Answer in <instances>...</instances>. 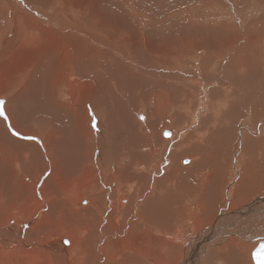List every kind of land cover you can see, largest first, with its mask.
<instances>
[{"label":"bare ground","instance_id":"6f19581e","mask_svg":"<svg viewBox=\"0 0 264 264\" xmlns=\"http://www.w3.org/2000/svg\"><path fill=\"white\" fill-rule=\"evenodd\" d=\"M78 1H66L72 5L64 10H76L63 12L68 21L55 9L45 18L38 14L42 21L35 13H7L10 25H22L14 28L13 37L21 36L16 56L0 64V264H255V249L264 246V240H256V248L250 241L264 222L260 31L251 37L246 32L253 46L231 58L237 84L227 95L223 89L233 84L221 79V71L200 78L209 63L201 60H221L226 47L236 51L240 35L183 58L164 56L184 45L185 34L167 30L159 43L165 47H159L143 27L159 30L167 22L126 29L112 13L115 19L101 18ZM224 2L216 3L220 10L197 2L194 10L236 11L235 3ZM239 10L241 20L247 12ZM189 35L195 46L197 38ZM247 114L252 118H245L241 131L238 123ZM64 118L61 131L53 119ZM233 139L251 140V148L241 147L247 158L242 150L229 161L228 151L239 146ZM66 145L75 151L72 159L61 153ZM187 159L190 164H183Z\"/></svg>","mask_w":264,"mask_h":264},{"label":"rangeland","instance_id":"374dc122","mask_svg":"<svg viewBox=\"0 0 264 264\" xmlns=\"http://www.w3.org/2000/svg\"><path fill=\"white\" fill-rule=\"evenodd\" d=\"M22 2L20 3V0H0V64L2 62H5L7 60H10L12 59L14 56H16L17 54V51H18V43L20 42L21 40V36L19 38H14V33H15V26H21L22 25V22L21 21H18L17 23H12L10 25V23L7 21L6 17H7V13H10V11H15V10H18V11H21L22 13H26V12H30L31 14H33L34 16L36 15V19H39L42 21V17L45 18L44 15L48 16L47 14L48 13H52L53 9L55 10H59L62 12V14H64L63 12L64 11H67V15H71V14H74L76 15V10L75 11H68L67 10H64L65 6L67 5H72V4H67V0H21ZM106 1V2H105ZM132 1V2H131ZM184 1H187V4L188 6H186L184 4ZM195 1V2H194ZM218 1V2H217ZM226 0H121L117 1V0H79V4H83L84 5H89V10L90 11H99L100 12V17L102 18V16H105V17H108V18H111V19H119L120 21L117 22V23H120L122 26H125L126 29H129V25H138V23H141V22H145V24H149V22L151 21L152 23H156L157 25L159 23V28H162V26L164 25V22H167L165 23V26L162 28V29H165L163 31H161L162 29H159L158 30V27H155V29H153L151 26L150 28H145L143 27V29H146V30H149L150 32L148 33H152L153 34H150V40L152 42H154L157 46L159 47H165V46H160L159 43H163L166 41V39L168 38H162V35L165 34V31L167 30H173L174 32L171 33L170 35L171 36H180V35H184L182 36V40L184 42V45L178 49H173V50H170L168 51L164 56H167L169 53H175L178 55V58H183V57H186L187 55H184L186 54V52H188L190 55L193 51L197 50V49H203V50H206L208 49L207 45L210 44V43H214V42H218V43H222L224 41H227L229 39H232L234 38L235 36H239V39H240V47H238L240 50H238V48L236 49L235 51V48L233 49H230L229 47H226L224 50H223V56L221 58V60H219V58L217 56L213 57V61L210 60L209 58V55L205 56L202 60H201V64L204 60H208L209 63L207 65V70L205 71V69L203 68L202 66V73H201V76L200 78H204L205 75L208 73V71L212 70V71H221L220 74H222L221 76V79L222 80H225V81H229L233 84V86L231 88H225L223 89L222 93L223 94H227V95H230L234 92V87L236 86L237 84V76H236V64L231 62V58L233 56H239L241 54V52L243 50H245V48L249 49L253 46V44L250 43H247L248 40L245 39L247 38V36H245L246 32H247V35H250L249 37L255 35L256 33H259L258 31H260L259 34H257V38L258 37H262L264 38V31H262L260 28H258V26L262 27L264 29V0H231L233 2H230V0H228L231 4L232 3H235L232 5V7H236V11L233 13L231 12L229 9H230V6H227V8L223 9V11H218L216 14H214V12L216 11H212L209 15L208 13H204L207 15V17H205V15L201 12H197L198 10H194V5L201 2V4H208L211 6V5H215V7H213L214 9L216 10H220L218 7L220 6V4H223L225 5V2ZM236 1V2H235ZM255 1V2H254ZM50 2H52V4L50 5ZM81 2V3H80ZM116 2V3H115ZM130 2V3H129ZM220 2V3H219ZM72 3V2H71ZM110 3V4H109ZM146 3V5H145ZM171 3V4H170ZM216 3H218V7L216 6ZM239 3V4H238ZM255 3V4H254ZM26 4V5H25ZM48 4V6H47ZM75 4H77L75 2ZM74 4V5H75ZM120 4V5H119ZM125 4V5H123ZM128 4V5H127ZM162 4V5H160ZM167 5L165 8L166 10H164V5ZM257 4V5H256ZM119 5V7H118ZM133 5V6H131ZM150 5V6H149ZM160 5V6H159ZM172 5V6H171ZM177 6V9L175 8ZM180 5V6H179ZM182 5H184L187 9L184 8V6L182 7ZM208 5V6H209ZM239 5V6H237ZM259 5V7H258ZM124 6V7H122ZM130 6V7H128ZM138 6V7H137ZM149 6V7H148ZM155 6V7H154ZM158 6V7H156ZM162 6V10L159 8ZM171 6V7H169ZM242 6V7H241ZM246 6V8H245ZM263 6V7H262ZM16 7V8H15ZM122 7V8H121ZM137 7V8H136ZM146 7H148V9H146ZM154 7V8H153ZM191 9H190V8ZM244 7V8H243ZM251 7V8H250ZM256 7V8H255ZM3 8V9H2ZM43 8H45L43 10ZM133 8V9H132ZM152 8V9H150ZM171 8V9H170ZM211 8V7H210ZM258 8V9H257ZM51 9V10H50ZM110 11H109V10ZM125 9V10H124ZM135 9V10H134ZM239 9H245L244 11V14L246 15H241V20L238 18V11H240ZM251 9H253V12L250 11ZM32 10V11H31ZM36 10V11H35ZM49 10V11H48ZM82 10V9H80ZM108 10V12H107ZM158 10L159 14L157 13ZM170 10V11H169ZM187 10V11H186ZM228 10V11H227ZM4 11V12H3ZM106 11V12H105ZM112 11V12H111ZM126 11V12H125ZM138 11V12H137ZM147 11V12H146ZM150 11V12H149ZM152 11V12H151ZM154 11V12H153ZM166 11V12H165ZM189 11V12H188ZM263 11V12H262ZM42 14H41V13ZM74 12V13H73ZM141 12V13H140ZM160 12L162 13V16H160ZM169 12V13H168ZM177 12V14H176ZM192 12V13H191ZM196 12V13H195ZM113 14L114 17H109L110 14ZM118 13V14H117ZM127 13V14H126ZM134 13L136 14H139L142 16V18H140V16L138 18H136L134 16ZM195 13V14H194ZM200 13V14H199ZM223 13V15H222ZM224 13H226V15H224ZM227 13H229V16L232 18H229L227 16ZM237 15H236V14ZM251 13H254V15H252ZM263 13V14H262ZM6 14V15H5ZM42 15V17L40 15ZM109 14V15H108ZM119 17H117L116 16ZM146 16H145V15ZM152 16H149L151 15ZM157 14V15H156ZM167 16H165V15ZM174 14V15H173ZM189 14V15H188ZM213 14V16H211ZM222 16H221V15ZM3 15V16H2ZM64 14V17H65V20H69V17ZM90 14L88 13L87 16H89ZM129 15V16H128ZM123 16V17H122ZM144 16H145V19H144ZM165 16V17H164ZM169 16V17H168ZM171 16V17H170ZM179 16V17H177ZM196 16V17H195ZM203 16V17H202ZM210 16V18H209ZM226 16V18H225ZM67 17V18H66ZM126 17V18H125ZM131 17V18H130ZM154 17V18H153ZM160 17V18H159ZM191 19L188 21V18ZM196 20H195V18ZM219 17V18H218ZM237 17V18H236ZM122 18V19H121ZM150 18V19H149ZM156 18V19H155ZM158 18V19H157ZM165 18V19H164ZM171 18V19H170ZM173 18V19H172ZM176 18V19H175ZM178 18V19H177ZM205 18V19H203ZM141 19V21H140ZM149 19V20H148ZM153 19V20H152ZM198 19V20H197ZM200 19V20H199ZM58 20V19H56ZM157 20V22H156ZM203 20V21H202ZM43 25L46 26L50 23V21H45L43 19ZM147 21V22H146ZM202 21V23L200 22ZM46 22V23H45ZM171 22V23H170ZM204 22H210L209 24L210 25H207L206 23ZM20 23V24H19ZM199 23V24H198ZM244 24L242 27H240V24ZM53 24V23H52ZM163 24V25H162ZM168 26H167V25ZM174 24V25H173ZM191 24V26H190ZM238 24V25H237ZM50 25V24H49ZM113 25V24H112ZM161 25V27H160ZM179 25V26H178ZM192 25H195L192 27ZM213 25V26H212ZM247 25V26H246ZM250 25V26H249ZM256 25V26H255ZM52 26V25H51ZM114 26V25H113ZM170 26V27H169ZM179 29H178V27ZM182 26V27H181ZM235 26V27H234ZM239 26V27H238ZM247 28H246V27ZM48 28V27H46ZM173 28V29H172ZM242 28V29H241ZM254 28V29H252ZM177 29V30H176ZM183 29V30H182ZM217 29V30H216ZM152 31V32H151ZM160 31V32H159ZM180 31V32H179ZM244 31V33H243ZM156 33V35H155ZM161 33V34H160ZM193 35L194 37L197 38V40L195 41V46H192L191 45V42L190 40L187 38L189 37L190 35ZM23 33L20 31V35H22ZM158 34V35H157ZM244 34V35H243ZM155 35V36H154ZM169 35V37H170ZM243 35V37L241 38V36ZM261 35V36H260ZM160 36V37H158ZM245 36V37H244ZM244 43H246L244 45ZM47 44L53 48L54 47V43L52 41H48ZM248 44V45H247ZM243 50H242V49ZM246 49V50H247ZM233 51V52H231ZM240 52V53H239ZM262 54L260 55H263L264 54V50L261 52ZM221 54V53H220ZM199 59V55H196ZM162 59H167V58H162ZM238 59H234V62L237 61ZM219 62V63H218ZM218 63V64H217ZM223 64H225L226 66H223ZM178 66V65H177ZM263 69V67H261V70ZM246 76V74H245ZM264 77V75H263ZM263 77H261L260 79H262V83L261 84H258L260 86V88L263 87V83H264V79ZM203 81V80H202ZM202 81H198V83H201ZM127 83V82H126ZM36 84V83H34ZM33 84V87L35 88V85ZM236 91V90H235ZM59 92V91H58ZM1 96V95H0ZM32 101L30 104L31 106H33V100H30ZM255 101V100H254ZM51 106V104H48ZM232 105V104H231ZM2 106V105H1ZM35 107V105L33 106ZM53 108V106H52ZM54 109V108H53ZM14 110V109H13ZM55 110V109H54ZM142 111V110H141ZM172 111V109L169 110V112L167 114H170ZM50 113H54L50 111ZM55 115V113H54ZM52 117H54L53 115H51ZM251 117L250 115L247 114V116L243 117L242 119H240L239 123L241 126H242V130H245L243 128V125L245 123V118H249ZM55 118V117H54ZM142 118L141 116V113L137 115V120H140ZM252 118V117H251ZM55 121V124L56 125V128L59 129V128H63V129H60L61 131H64L67 127V123L65 122L66 119L64 118L62 122H58L57 120L53 119ZM53 121V122H54ZM20 122V120L18 121V123ZM91 123H94V117L92 116V118L90 119V126L92 125ZM53 125V126H54ZM264 125V122H261L259 125H258V128L260 126ZM237 127V126H236ZM237 131H238V127H237ZM165 132V133H164ZM163 132V136L167 139L168 138V135H167V132L164 131ZM259 134H261L260 132L256 135V136H259ZM64 135V133H63ZM237 135V134H236ZM235 135V139L237 138ZM65 136V135H64ZM68 140V138H66ZM234 140V139H233ZM232 142H235V140ZM66 142V141H65ZM232 142H230L232 144ZM239 142V143H238ZM236 141L235 143L238 144L239 146H237V148H235L237 151H228L229 153V161H230V157L232 156H235L234 154L237 155V153L240 154V152L242 150H244V148L241 150V147L243 146V144L245 143H249V148H251L252 144L248 141H246L245 139H241L239 141ZM229 143V144H230ZM246 145V144H245ZM239 148V150H238ZM65 152V153H63ZM74 152L75 151H70V148L68 147V145L65 146V151H61V153L65 154L63 156H65V159H72L73 155H74ZM244 154V157L247 158L246 154L249 152L244 150L242 151ZM70 153V154H69ZM233 153V155L231 156V154ZM238 154V156H239ZM70 156V158H69ZM233 158V157H232ZM188 160V159H187ZM237 160V156L236 158L234 157V161L236 162ZM227 161V160H226ZM227 161L226 164H230L232 165L231 167L234 166L233 162H229ZM241 161H244V159H242ZM67 164V167L71 166L70 164L68 165V163L65 161V165ZM183 164H190L189 163V160H188V163H183ZM244 165V163H241V166L237 165L236 167V170L238 172V177H237V180L239 178V175L241 173V171L243 170L244 167H242ZM26 166V165H24ZM27 167V166H26ZM30 170V169H29ZM238 182V181H237ZM237 183L235 182V184L233 185V190L231 192V194L233 193V195H235V188H236V185ZM229 185L226 187V191L229 189ZM257 194V195H256ZM255 194V198L258 197V196H261L262 193L260 192L259 194L256 193ZM264 195V194H263ZM262 195V196H263ZM254 196V195H253ZM253 196L251 199H249L247 202L245 201V204L248 203L250 200L253 199ZM238 197V195H237ZM240 197V195H239ZM254 198V199H255ZM262 198V197H261ZM264 198V197H263ZM244 204V205H245ZM264 222H262L261 224L258 225V228L256 227L255 229L257 230V234L255 233H250V235H252V239L250 240L252 245L256 248L257 245H258V242L260 241H263L264 239L263 238H258V229H260V231H263L264 229ZM263 228H262V227ZM254 229V228H253ZM255 236V237H254ZM250 237V236H249ZM251 238V237H250ZM258 242H257V241ZM247 244H250V243H247ZM256 245V246H255ZM254 248H251V251H250V255L252 254ZM251 263V261H249Z\"/></svg>","mask_w":264,"mask_h":264},{"label":"water","instance_id":"95a60500","mask_svg":"<svg viewBox=\"0 0 264 264\" xmlns=\"http://www.w3.org/2000/svg\"><path fill=\"white\" fill-rule=\"evenodd\" d=\"M263 243V242H261ZM255 264H261L264 263V246L261 247H257V249H255Z\"/></svg>","mask_w":264,"mask_h":264},{"label":"snow or ice","instance_id":"6c2138e0","mask_svg":"<svg viewBox=\"0 0 264 264\" xmlns=\"http://www.w3.org/2000/svg\"><path fill=\"white\" fill-rule=\"evenodd\" d=\"M4 101L0 100V105H3ZM0 115H3V111L2 109H0ZM5 119H7V117H5ZM14 135H19V133H14Z\"/></svg>","mask_w":264,"mask_h":264}]
</instances>
